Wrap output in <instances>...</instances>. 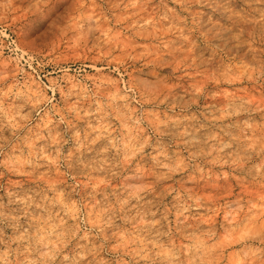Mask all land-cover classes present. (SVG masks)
Returning a JSON list of instances; mask_svg holds the SVG:
<instances>
[{
    "label": "rangeland",
    "instance_id": "374dc122",
    "mask_svg": "<svg viewBox=\"0 0 264 264\" xmlns=\"http://www.w3.org/2000/svg\"><path fill=\"white\" fill-rule=\"evenodd\" d=\"M0 264H264V0H0Z\"/></svg>",
    "mask_w": 264,
    "mask_h": 264
}]
</instances>
